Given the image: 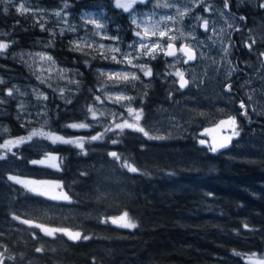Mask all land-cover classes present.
I'll return each instance as SVG.
<instances>
[{"label":"trees","instance_id":"obj_1","mask_svg":"<svg viewBox=\"0 0 264 264\" xmlns=\"http://www.w3.org/2000/svg\"><path fill=\"white\" fill-rule=\"evenodd\" d=\"M69 2L70 17L81 27L82 10L91 0ZM19 3L0 4V33L4 34L0 39L10 45L0 54V99L6 101L0 104V125L8 130L0 143L26 136L38 126L21 127L26 121L18 109L19 95L15 90L13 96L6 95L12 84L24 90L36 85L43 88L47 101L38 104L29 95L24 99L46 111L44 117L57 134L88 140L94 132H103L96 131V126L73 130L64 125L84 121L86 106L93 103L94 95L102 96L95 90L100 87L99 71L107 68V60L100 51L85 48L90 53L87 56L72 51V36L66 32L50 35L51 12L59 8L60 0H30L26 6L35 16L17 13ZM261 4L264 0H238L232 6L244 19L239 18L240 30L233 37L236 74L224 84L225 88L230 85L231 91L223 111L236 118L239 135L215 153L198 143L192 128L183 137L150 135L163 139H149L131 129L119 135L109 132L103 140L85 143L83 151L72 145H52L41 138L31 141L41 145L28 142L13 148L16 156L7 153V158L0 160V259L4 264H253L247 259L251 254L264 257V115L252 112L246 98L235 93L257 55L264 52ZM37 20L44 23L46 31H41ZM50 40L54 41L51 45ZM25 51L47 53L59 68L71 72V78L79 83L65 84L70 104L60 98L57 82L40 83L18 56ZM147 65L153 76L143 92L127 89L140 99L144 117L157 106L181 100L168 90L165 72L169 69L164 62L158 57L148 60ZM48 83L57 88L55 93ZM113 139L118 143L113 144ZM110 152L121 159L117 161ZM48 154L61 158L57 161L59 170L31 163ZM124 162L138 171L129 172L122 167ZM9 175L55 180L69 200L53 201L32 194L8 180ZM125 211L136 228L101 223ZM22 220L50 228L67 227L90 239L72 241L61 233L48 236ZM36 248L43 251L36 252Z\"/></svg>","mask_w":264,"mask_h":264},{"label":"snow or ice","instance_id":"obj_2","mask_svg":"<svg viewBox=\"0 0 264 264\" xmlns=\"http://www.w3.org/2000/svg\"><path fill=\"white\" fill-rule=\"evenodd\" d=\"M19 3V0H16ZM151 0H115V7L118 9H122L124 12L129 14L131 23L135 25L134 35L137 37V40L133 43L129 44L127 47L130 51L123 50L119 44H115L113 46H105L103 44H96L95 40L90 39L89 41H85L83 38H78L77 40L72 41V51L82 52L85 56L90 53L85 51V48L92 49L93 51H100L101 55L104 59H111L113 62L119 65H126L127 67L122 68L121 70H112V71H99V77L104 78L101 80L100 87L95 91L102 94L94 95L93 103L88 104L86 106V115L85 120L81 122H73L64 125L65 128H70L73 130H81L88 129L94 127L95 124L101 123L104 121V131L98 132L96 135L90 137V139L86 140L84 137H75L68 138L65 135L57 134V132L50 128L49 121L45 119L42 124H40L39 128H32L31 131L28 132L26 136H20L14 139H4L3 143H0V160H4L7 158V153H11L16 156L17 153L13 152V148H19L21 145L26 144L28 142L33 141L34 138H41L49 141L52 145L65 144L72 145L76 148H79L81 151L84 150L85 143H90L92 141L103 140L105 135L109 132L115 133L117 135L122 134L125 129H131L136 132L142 133L144 136L149 139L158 138L163 139L164 137H152L149 135V132L145 129V127L141 126L140 121L144 117V112L142 108L133 107V102L137 99L135 96L128 95L127 89L129 86L135 88L136 82L141 80L140 75L137 74L136 71H129L128 69H139L140 72L143 73L144 77L153 76V72L151 67L147 65V63L143 62L144 60H155L161 54L164 57H172L173 61L168 66L170 68H175L174 72H165L166 76L174 75L178 77L179 89H184L189 84V80L185 79V72L181 71L179 67H176L179 64H188L190 61H194L198 59V51L199 47L203 45V41L199 40L194 35V30L196 27H203L204 31L207 33L210 30V24L207 19H204L200 16H194L193 19L197 22L203 19L202 24L193 25V32L185 33L181 28L177 27L182 24L186 15H188L193 7V3L191 0H183L182 7L177 6V0H156V3L153 5L154 8L161 9H175L173 14L162 15L159 19H154L156 16V12L153 11L148 14H139L135 13L134 5L137 3L147 4L150 3ZM14 0H0V4L3 5H12ZM30 3V0H24V3H19V6L16 7V12L25 15L31 14L33 16L36 15L35 12H30V8L27 7ZM264 7V4L260 5ZM69 5L65 2L63 8L56 10L52 13L57 18V23L63 22L67 27L60 29V35H64L66 31L75 32V26L69 25L67 21V13L66 9ZM229 0H224V8L228 9ZM210 9L205 7L204 11L208 12ZM4 13H8V8L4 7ZM144 15H147L148 19H144ZM223 15V13H221ZM240 19H244L240 17ZM39 24L41 31H46L44 23H41L40 20L36 21ZM85 24L91 23L94 26V31L92 33L93 36H100L102 39H112L114 41L119 40V36L109 37L107 32L104 31L105 25L98 23L94 19H87L84 21ZM231 27V25H229ZM211 30L214 32L215 28L212 27ZM223 31V29L221 30ZM178 33V35H177ZM4 34L0 33V36ZM50 35L55 36V32H51ZM187 36H191L192 40H195L196 43L184 42L177 47V40H185ZM155 37V39H153ZM209 40L212 39L211 36L208 37ZM54 41L50 40L49 45H51ZM215 43V41H213ZM255 41H252L254 44ZM252 44H248L249 48L252 47ZM9 43L0 39V54L5 52L9 48ZM220 51L223 53L226 58L229 53V47L223 46ZM106 52H111L112 55H106ZM30 56L39 57L41 61L49 62L52 66H55V61L53 58L47 53H36L29 54ZM204 54L199 53V57H202ZM264 56V53H261ZM167 63V61H166ZM234 70V69H233ZM60 74V79H66L69 84H77L73 78L68 77L69 70L67 69H58ZM231 75V71L228 73ZM75 75H79V73H74ZM37 79L41 84L47 83L48 80L51 79V75L46 78H42L41 76H37ZM0 83H3L0 80ZM176 83V81H174ZM48 87L53 89L55 93L57 91L56 87H53L51 83L47 84ZM227 91H231V86L228 85L226 88ZM15 91H19L15 89ZM59 95L61 99H64L65 103L70 104L72 101L68 99L67 93L70 91L65 87H60L58 89ZM13 89H8L6 95L9 97L13 96ZM33 94L36 96L37 103L40 104L43 101L48 100V96L41 92L39 89H33ZM146 95V94H145ZM105 101L108 104H113L119 106V108L123 109V112L116 111L114 109L98 107V105H104ZM6 101L0 99V104L5 103ZM46 108V105L44 106ZM240 107L243 109L245 107L244 103L241 102ZM19 111H25V106L23 103L19 106ZM125 113L127 114L125 116ZM246 115L245 113H242ZM47 113L45 110H41L37 113V116H46ZM111 119H107L108 117ZM95 123H91V122ZM32 122L27 121L26 124H21V127H26L30 125ZM222 125L230 126L233 129V136L239 135V132L236 131V118L229 117L228 120L220 121V124L217 125L219 128ZM8 130L0 125V138ZM208 132L205 129L206 134ZM231 136L227 137L223 143H211L209 144L204 139H201L199 143L201 145H206L210 152H217L221 148H225L228 146V142L231 140ZM113 144L118 143V140L113 139ZM109 155L119 161L121 158L118 156L116 152H110ZM59 157L54 155H46L42 160H32L31 163L36 165H45L47 167H54L59 170ZM122 167H126L129 172H137L138 169L131 164L124 162ZM8 180L22 185L27 191L33 192L36 195L47 197L52 200H60L63 199L65 201L69 200V197L64 194L62 196H51L47 192L39 191L33 185L40 184H48L50 181H38V180H26L21 179L16 175H9L7 177ZM57 188L60 187L59 184L56 185ZM13 219H19L17 216H13ZM111 222L116 224L118 227L134 229L137 227V224L131 220L128 213L125 211L118 217H109L101 220V223ZM21 223L28 224L29 226H34L36 228H40L41 231L45 233V235L55 237L57 233H61L64 236H67L69 240L78 241L80 239L88 240L90 237L88 235H83L80 231H73L67 227H46L42 224L33 225L29 220H22ZM247 228V225H245ZM35 238V235L33 236ZM36 252L43 251L42 248H36ZM236 255H241L240 253H235ZM3 256V253H0V257ZM9 259H14V257H9ZM249 261H253L254 264H264V257L256 258V254L253 253L251 256L247 257ZM0 264H4L3 259H0Z\"/></svg>","mask_w":264,"mask_h":264},{"label":"rangeland","instance_id":"obj_3","mask_svg":"<svg viewBox=\"0 0 264 264\" xmlns=\"http://www.w3.org/2000/svg\"><path fill=\"white\" fill-rule=\"evenodd\" d=\"M67 3L69 7L65 10L67 13V21L69 25L75 26L76 31L70 32L66 31L67 34L72 36V41L77 40L78 38H83L85 41H89L90 39L95 40L96 44H103L105 46H113L115 44H119V46L125 50L130 51L128 49V45L137 40V37L133 34L135 30V25L132 23V28L128 31V37L125 35L119 37L118 41H114L112 39H102L100 36H93L92 33L94 31V26L91 23L85 24L84 21L87 19H94L98 23L104 25L103 19L100 17L98 13H81V18L79 21L82 23L81 27H77V23L75 20L70 17L69 8L70 2L69 0H60L59 9L63 8L64 3ZM193 3V7L191 12L185 16L182 24L177 27L181 28L185 33L193 32V25L202 24L203 19L199 22L193 19L194 16H200L204 19H207L210 24V30L206 33L201 30L200 27H196L194 30V35L201 41H203V45L198 46V59L194 65L183 66L182 63L177 65L181 71L185 72V79L189 80L188 86L184 89H179L178 77L174 75H170L167 77V87L168 90H173L176 98H181L176 103H173L169 106H157L149 116L143 117L140 121L141 126L145 127V129L149 132V135L160 134L164 136L170 137H183L189 128L195 130L198 134V143L201 139H204L209 144L211 143H223L225 139L231 136V140L228 142V145L232 142L236 136H233V129L230 126L222 125L219 128L217 125L220 124L222 120H228L229 116L226 112L223 111L225 104L229 101V93L226 90L224 84L226 79H229L230 75L229 71L232 73L233 63L230 58V53H228L225 58L220 49L223 46H228V33L235 27V21L226 17L225 12L223 11L224 0H191ZM156 3V0H151L150 3L147 4L146 9H142L138 11L139 8H134L135 13L140 14H148L153 11L156 12V16L154 19H159L162 15L173 14L175 9H161L154 8L153 5ZM231 6L236 5L234 0H229ZM183 0H177V6L182 7ZM205 7H208L210 10L205 12ZM51 19L53 24L50 25L51 32H58L61 28L67 27L63 22L57 23V18L52 15ZM223 13V15H221ZM44 18L46 16H43ZM139 18V15H138ZM144 19H148L147 15H144ZM228 18V19H227ZM231 25V27H229ZM214 27L215 31L213 32L211 28ZM223 29V31H221ZM178 35V33H177ZM112 37L113 35H108ZM211 36L212 39L209 40L208 37ZM155 39V37L153 38ZM215 41V43H213ZM184 42L196 43L195 40L191 39V36H187L185 40H177V47ZM229 47V46H228ZM36 53H44L38 51H25L18 54L21 60L38 76L42 78L49 77L51 75V79L49 81H55L58 83V88L66 87L67 80L60 79L58 69H61L55 63V66H52L49 62L41 61L39 57L30 56L29 54ZM199 53H203L202 57H199ZM257 55L256 60L252 63L250 67L249 73L246 77V80L235 87V93L239 92L243 98L247 100V106L249 109L257 115H264V56ZM106 55L111 56V52H106ZM159 58L164 62L166 67L169 69V72H174L175 68H170L168 65L172 63V57H164L162 54ZM107 60V68L104 71H112V70H121L126 65H119L113 62L111 59ZM148 60H144L143 62L147 63ZM167 61V63H166ZM129 71H136L138 75H140L141 80L136 82V87L133 88L129 86L130 89L140 90L146 86L148 83L149 77H144L143 73L139 71V69H128ZM71 72H68V77ZM104 79V78H101ZM176 81V83H174ZM64 83V85H62ZM11 88L13 90L18 89L16 94L19 95L18 105L21 103L25 106V111L20 112L22 115V119L27 121H31L33 123H37V127L39 128L40 124L46 119L44 116H37V113L40 112L41 108H37L35 103L28 104L24 98L28 95L32 98L33 101L36 100V96L33 94V89H39L43 92V88L41 86H30L26 90L20 85L12 84ZM128 95L135 96L134 92L127 90ZM141 98L140 96H138ZM18 106V109H19ZM98 107H104L109 109H114L119 112H123L124 110L119 108L117 105L108 104L105 101L104 105H98ZM133 107L140 108V99H136L133 102ZM127 114L125 113V116ZM107 119H111L109 116ZM91 122V121H89ZM95 123V122H91ZM96 131L102 130L104 131V121H101L99 124H95ZM93 127L88 128L91 130ZM205 129L208 132L204 135ZM87 130V129H86ZM96 135L94 132L92 134ZM35 139V138H34ZM33 139V140H34ZM33 145H41L37 142H31ZM200 144V143H199ZM201 145V144H200ZM206 146V145H203ZM207 147V146H206ZM49 155V154H48ZM46 156V155H45ZM42 157L39 160L45 158ZM57 163V161H56ZM39 165V164H37ZM44 168L56 169L54 167H47L45 165H39ZM21 179L26 180H34L20 177ZM38 181H50L48 184H40L33 185L39 191L47 192L51 196H62L65 193L62 191L61 187L57 188L56 185L59 184L55 180H38ZM60 185V184H59ZM29 192V191H28ZM34 194L33 192H30ZM47 198V197H46ZM52 200V199H50ZM53 201H65L63 199L53 200ZM120 216V215H119ZM45 234V233H44ZM253 264L254 262L251 261Z\"/></svg>","mask_w":264,"mask_h":264},{"label":"flooded vegetation","instance_id":"obj_4","mask_svg":"<svg viewBox=\"0 0 264 264\" xmlns=\"http://www.w3.org/2000/svg\"><path fill=\"white\" fill-rule=\"evenodd\" d=\"M235 3L238 0H234ZM148 4V3H147ZM147 4L137 3L134 5V8L138 11L142 9H146ZM224 8V7H223ZM223 11L226 14V17H228L231 20L235 21V27L228 33V46H229V53L230 58L233 63L232 73L230 76H234L236 74L235 68L236 65L234 64L235 60L232 56L233 47H235V44L233 43V37L234 35L238 34L237 32L240 30L239 28V18L240 16L235 13L234 9L231 6V3H229L228 9H223ZM98 13L100 14V17L104 21V31L107 32L108 35L113 36H126L128 37V31L132 28L131 20L129 17V14L124 12L122 9H118L115 7V0H91L87 8L82 10V13ZM141 12H138V15ZM227 18V19H228ZM234 69V70H233ZM230 92V91H229Z\"/></svg>","mask_w":264,"mask_h":264},{"label":"water","instance_id":"obj_5","mask_svg":"<svg viewBox=\"0 0 264 264\" xmlns=\"http://www.w3.org/2000/svg\"><path fill=\"white\" fill-rule=\"evenodd\" d=\"M201 30L204 31L203 27H200ZM179 47V46H178ZM197 60L194 61H190L188 64H182L183 66H189V65H194L196 63Z\"/></svg>","mask_w":264,"mask_h":264},{"label":"bare ground","instance_id":"obj_6","mask_svg":"<svg viewBox=\"0 0 264 264\" xmlns=\"http://www.w3.org/2000/svg\"><path fill=\"white\" fill-rule=\"evenodd\" d=\"M203 23V22H202Z\"/></svg>","mask_w":264,"mask_h":264}]
</instances>
